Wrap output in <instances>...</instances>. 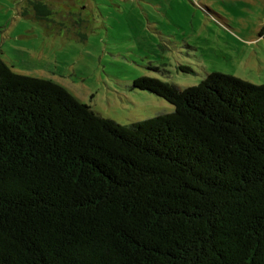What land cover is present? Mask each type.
<instances>
[{"label":"trees","instance_id":"trees-1","mask_svg":"<svg viewBox=\"0 0 264 264\" xmlns=\"http://www.w3.org/2000/svg\"><path fill=\"white\" fill-rule=\"evenodd\" d=\"M133 87L175 110L123 125L0 56V264H264V83Z\"/></svg>","mask_w":264,"mask_h":264},{"label":"rangeland","instance_id":"rangeland-1","mask_svg":"<svg viewBox=\"0 0 264 264\" xmlns=\"http://www.w3.org/2000/svg\"><path fill=\"white\" fill-rule=\"evenodd\" d=\"M29 1L0 0V56L123 125L175 110L133 87L142 76L180 88L211 72L264 83V0H42L46 17Z\"/></svg>","mask_w":264,"mask_h":264}]
</instances>
